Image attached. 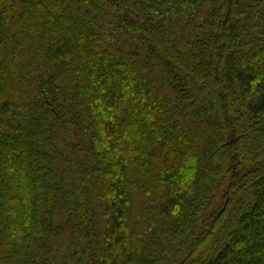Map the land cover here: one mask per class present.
<instances>
[{
  "label": "trees",
  "instance_id": "obj_1",
  "mask_svg": "<svg viewBox=\"0 0 264 264\" xmlns=\"http://www.w3.org/2000/svg\"><path fill=\"white\" fill-rule=\"evenodd\" d=\"M0 264H264V0H0Z\"/></svg>",
  "mask_w": 264,
  "mask_h": 264
}]
</instances>
